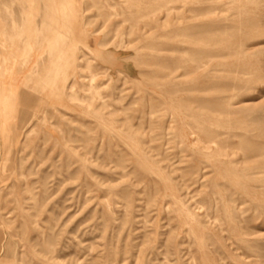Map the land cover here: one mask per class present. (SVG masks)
Returning a JSON list of instances; mask_svg holds the SVG:
<instances>
[{"label": "rangeland", "instance_id": "rangeland-1", "mask_svg": "<svg viewBox=\"0 0 264 264\" xmlns=\"http://www.w3.org/2000/svg\"><path fill=\"white\" fill-rule=\"evenodd\" d=\"M0 264H264V0H0Z\"/></svg>", "mask_w": 264, "mask_h": 264}]
</instances>
